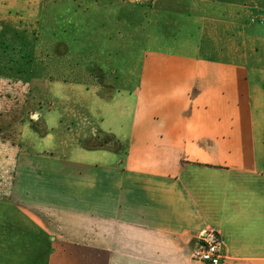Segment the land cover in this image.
I'll use <instances>...</instances> for the list:
<instances>
[{"label":"crops","instance_id":"obj_1","mask_svg":"<svg viewBox=\"0 0 264 264\" xmlns=\"http://www.w3.org/2000/svg\"><path fill=\"white\" fill-rule=\"evenodd\" d=\"M41 7L0 0V15ZM150 9L176 26L136 67L108 39L100 65L85 50L84 130L37 113L14 134L25 87L0 77V264H206L205 233L222 264H264V0Z\"/></svg>","mask_w":264,"mask_h":264},{"label":"rangeland","instance_id":"obj_2","mask_svg":"<svg viewBox=\"0 0 264 264\" xmlns=\"http://www.w3.org/2000/svg\"><path fill=\"white\" fill-rule=\"evenodd\" d=\"M151 5L152 0H43L40 20L0 15V77L23 83L26 95L20 97L18 90L7 100L12 103L13 120L7 124L13 125V133L24 116L28 124H36L37 113H46L49 123L62 118L66 134L73 132L68 127L74 122L84 130L85 50L88 55L92 47V61L98 63L108 39L110 49L124 50L121 62L136 67L144 51L164 48L146 46L152 42L148 38L163 37L165 27L176 26V21L152 11ZM54 112H62L61 117Z\"/></svg>","mask_w":264,"mask_h":264},{"label":"built area","instance_id":"obj_3","mask_svg":"<svg viewBox=\"0 0 264 264\" xmlns=\"http://www.w3.org/2000/svg\"><path fill=\"white\" fill-rule=\"evenodd\" d=\"M252 22H259L264 24V18L252 19ZM192 258L195 261L203 262L206 264H222L223 256L220 250L219 243L215 236L205 233L202 237V242L194 248Z\"/></svg>","mask_w":264,"mask_h":264},{"label":"water","instance_id":"obj_4","mask_svg":"<svg viewBox=\"0 0 264 264\" xmlns=\"http://www.w3.org/2000/svg\"><path fill=\"white\" fill-rule=\"evenodd\" d=\"M34 116H37V115H34Z\"/></svg>","mask_w":264,"mask_h":264}]
</instances>
